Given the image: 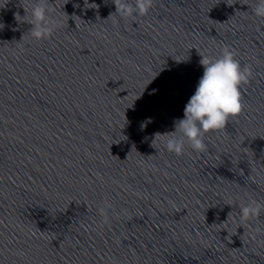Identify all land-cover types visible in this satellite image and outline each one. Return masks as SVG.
Masks as SVG:
<instances>
[{
  "label": "clouds",
  "instance_id": "obj_1",
  "mask_svg": "<svg viewBox=\"0 0 264 264\" xmlns=\"http://www.w3.org/2000/svg\"><path fill=\"white\" fill-rule=\"evenodd\" d=\"M113 2L117 13L127 17L146 14L154 0ZM252 11L255 16L264 18V0H256ZM50 12L47 0H35L31 8V19L28 20L33 25L29 32L32 38L45 39L51 34L53 27ZM201 64L204 72L195 93L185 105L184 118L175 122V131L170 133L165 144L167 151L176 155L183 154L185 140L193 150L203 152L206 149L205 134L224 129L229 119L238 116L244 107L241 86L248 81L250 70L241 66L233 52L225 48L219 58H203ZM148 122H151L150 118ZM176 132H179V138L174 135ZM262 207L259 204L244 206L241 208V220L247 221L258 216Z\"/></svg>",
  "mask_w": 264,
  "mask_h": 264
}]
</instances>
